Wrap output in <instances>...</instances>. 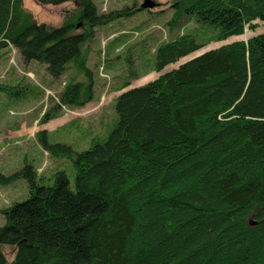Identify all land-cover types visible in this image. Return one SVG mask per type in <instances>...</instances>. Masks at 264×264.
<instances>
[{
  "label": "trees",
  "instance_id": "16d2710c",
  "mask_svg": "<svg viewBox=\"0 0 264 264\" xmlns=\"http://www.w3.org/2000/svg\"><path fill=\"white\" fill-rule=\"evenodd\" d=\"M72 1L75 15L51 26L36 23L22 0H0V52L13 46L25 64L43 63L53 78L73 63L85 77L64 86L43 122L61 105L81 108L94 99L83 45L96 27L141 10L99 12L94 0ZM171 8V28L191 17L215 41L264 23V0H172ZM204 45L191 33L163 41L154 68ZM115 110L107 138L88 149L51 143L44 129L36 134L51 156L72 162L73 188L64 170L52 184L41 183L27 162L9 175L0 171V185L22 178L29 190L0 211V264H264V34L126 88ZM3 245L14 246L12 260Z\"/></svg>",
  "mask_w": 264,
  "mask_h": 264
},
{
  "label": "rangeland",
  "instance_id": "374dc122",
  "mask_svg": "<svg viewBox=\"0 0 264 264\" xmlns=\"http://www.w3.org/2000/svg\"><path fill=\"white\" fill-rule=\"evenodd\" d=\"M99 12L120 9L124 6L139 7L144 0H94ZM155 6L144 8L129 17H120L108 25L95 28L92 39L82 47L86 65L93 75L94 99L81 108L60 106L56 116L42 121L44 113L58 103V96L70 81H83L84 75L70 63L59 78H53L46 65L37 61L25 64L13 46L0 52V84L15 86L0 90V171L9 175L30 163L43 184H52L54 174L64 170L70 186H74L75 168L66 158L51 156L38 142L36 134L44 129L48 141L63 142L76 150H84L96 141H104L117 120L115 99L126 88L145 84L158 75L178 67L186 60L220 45L264 34V23L256 21L254 28L246 27L243 34L226 40L215 41L214 31L199 25L191 17H182L170 27L172 0H152ZM36 23L60 26L76 13L74 1L61 4L39 5L35 0H22ZM80 25V23H78ZM77 31H85L83 27ZM182 33L193 34L205 45L194 53L181 58L162 71L154 68L156 47ZM127 82V86H125ZM29 196L27 183L20 178L7 185H0V211L14 201ZM5 222L0 212V225ZM2 251L10 261L14 246L3 245Z\"/></svg>",
  "mask_w": 264,
  "mask_h": 264
},
{
  "label": "water",
  "instance_id": "95a60500",
  "mask_svg": "<svg viewBox=\"0 0 264 264\" xmlns=\"http://www.w3.org/2000/svg\"><path fill=\"white\" fill-rule=\"evenodd\" d=\"M154 6H155V2L154 1H152V0H144L143 3L140 5V9H144V8H148V7L151 8V7H154Z\"/></svg>",
  "mask_w": 264,
  "mask_h": 264
}]
</instances>
